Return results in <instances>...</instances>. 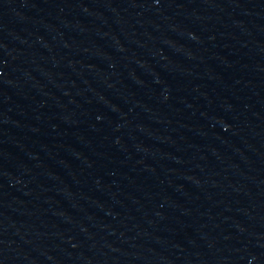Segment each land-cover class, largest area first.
Segmentation results:
<instances>
[{"label": "water", "instance_id": "95a60500", "mask_svg": "<svg viewBox=\"0 0 264 264\" xmlns=\"http://www.w3.org/2000/svg\"><path fill=\"white\" fill-rule=\"evenodd\" d=\"M73 264H264V0H15Z\"/></svg>", "mask_w": 264, "mask_h": 264}]
</instances>
